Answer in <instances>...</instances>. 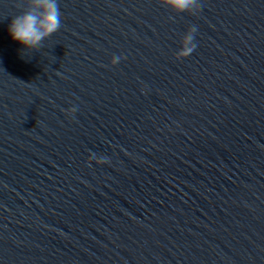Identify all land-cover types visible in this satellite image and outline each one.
Wrapping results in <instances>:
<instances>
[{"label":"water","instance_id":"water-1","mask_svg":"<svg viewBox=\"0 0 264 264\" xmlns=\"http://www.w3.org/2000/svg\"><path fill=\"white\" fill-rule=\"evenodd\" d=\"M58 3L24 50L8 26L28 0H0V264L106 262L124 0Z\"/></svg>","mask_w":264,"mask_h":264},{"label":"clouds","instance_id":"clouds-1","mask_svg":"<svg viewBox=\"0 0 264 264\" xmlns=\"http://www.w3.org/2000/svg\"><path fill=\"white\" fill-rule=\"evenodd\" d=\"M29 6L22 13L15 15L8 26V32L13 41L18 42L22 49L32 50L41 45V42L52 36L61 27V11L58 0H28ZM162 3L177 13L189 12L193 15L201 10V0H162ZM197 29L191 27L182 37V46L177 52L178 58L187 57L197 47L194 43V34ZM122 57L113 55L111 64L117 65ZM76 108L71 109V113ZM103 164L109 161L106 156H97L92 153L89 161Z\"/></svg>","mask_w":264,"mask_h":264}]
</instances>
